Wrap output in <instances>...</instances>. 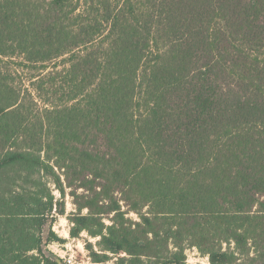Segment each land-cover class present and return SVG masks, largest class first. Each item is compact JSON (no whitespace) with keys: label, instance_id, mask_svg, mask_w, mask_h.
Returning a JSON list of instances; mask_svg holds the SVG:
<instances>
[{"label":"trees","instance_id":"trees-1","mask_svg":"<svg viewBox=\"0 0 264 264\" xmlns=\"http://www.w3.org/2000/svg\"><path fill=\"white\" fill-rule=\"evenodd\" d=\"M67 194L94 262L264 264V0H0V264Z\"/></svg>","mask_w":264,"mask_h":264},{"label":"rangeland","instance_id":"rangeland-1","mask_svg":"<svg viewBox=\"0 0 264 264\" xmlns=\"http://www.w3.org/2000/svg\"><path fill=\"white\" fill-rule=\"evenodd\" d=\"M56 195L60 198V194L56 191ZM66 212L65 214H59L58 218L53 226V230L62 238L66 239L65 243L52 242L48 245V249L57 257L71 258L74 264H111L115 260V256L112 255L111 260L107 263L94 262L90 256V252L86 249V241L89 240L93 244H96L97 238L89 237L85 232L78 238H73L70 235L71 222L68 216L75 210L73 204V198L67 194L65 198ZM136 218V214H131ZM49 225L45 229V234L48 233ZM188 262L191 264H209L208 258L200 254L197 248H191L188 250Z\"/></svg>","mask_w":264,"mask_h":264},{"label":"built area","instance_id":"built-area-1","mask_svg":"<svg viewBox=\"0 0 264 264\" xmlns=\"http://www.w3.org/2000/svg\"><path fill=\"white\" fill-rule=\"evenodd\" d=\"M60 258H62L67 264H74L71 258L69 259H66L65 257H60Z\"/></svg>","mask_w":264,"mask_h":264}]
</instances>
